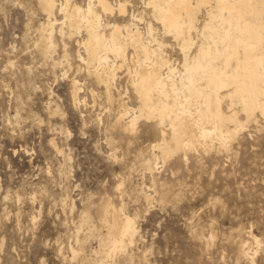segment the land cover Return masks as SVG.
<instances>
[{
	"label": "rangeland",
	"instance_id": "rangeland-1",
	"mask_svg": "<svg viewBox=\"0 0 264 264\" xmlns=\"http://www.w3.org/2000/svg\"><path fill=\"white\" fill-rule=\"evenodd\" d=\"M125 1L124 17L103 20L149 21L142 0ZM39 2L0 0V264H250L245 251L264 264V120L239 113L245 127L228 149L197 146L186 158H165L153 148L161 143L154 122L140 118L133 131L117 124L138 106L126 67L108 101L77 60L82 36L56 32L52 56L40 54ZM166 43L181 65L178 47ZM112 209L133 220L135 236L107 262Z\"/></svg>",
	"mask_w": 264,
	"mask_h": 264
},
{
	"label": "bare ground",
	"instance_id": "bare-ground-1",
	"mask_svg": "<svg viewBox=\"0 0 264 264\" xmlns=\"http://www.w3.org/2000/svg\"><path fill=\"white\" fill-rule=\"evenodd\" d=\"M142 1L149 21L131 14L119 25L103 20L101 14L124 17L125 0H86L84 6L74 0L60 4L40 0L46 17L40 31V54L52 56L56 32L68 39L82 36L76 44L83 55L77 52V60L108 101L113 98L117 69L126 67L138 106L124 109L117 124L125 123L133 131L140 118L154 122L161 128V143L153 148L165 158L178 153L186 158L197 146L209 149L218 144L228 149L245 127L238 120L239 113L246 121L255 114L264 120V0ZM56 14L61 16L59 21ZM137 23L145 27L140 29ZM168 41L180 51L179 66L164 52ZM63 57H68L66 52ZM127 63L134 68L129 69ZM70 95L75 105L81 102L75 80ZM146 165L151 171L150 161ZM106 213L113 220L103 243L107 261L124 251L126 241L133 242L135 227L130 217L114 209ZM108 216L104 222L108 223ZM256 253L245 251L250 264Z\"/></svg>",
	"mask_w": 264,
	"mask_h": 264
}]
</instances>
